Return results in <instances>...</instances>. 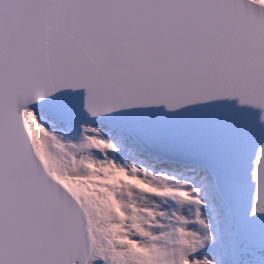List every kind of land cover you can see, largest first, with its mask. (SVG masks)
Segmentation results:
<instances>
[{"label":"snow or ice","instance_id":"snow-or-ice-1","mask_svg":"<svg viewBox=\"0 0 264 264\" xmlns=\"http://www.w3.org/2000/svg\"><path fill=\"white\" fill-rule=\"evenodd\" d=\"M0 264H264V0H0Z\"/></svg>","mask_w":264,"mask_h":264}]
</instances>
